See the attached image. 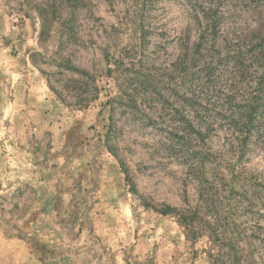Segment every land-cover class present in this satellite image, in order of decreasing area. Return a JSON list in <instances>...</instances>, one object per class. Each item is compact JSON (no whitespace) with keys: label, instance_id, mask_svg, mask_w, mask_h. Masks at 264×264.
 Here are the masks:
<instances>
[{"label":"rangeland","instance_id":"obj_1","mask_svg":"<svg viewBox=\"0 0 264 264\" xmlns=\"http://www.w3.org/2000/svg\"><path fill=\"white\" fill-rule=\"evenodd\" d=\"M43 1L0 0V264H264V135L197 49L211 9L213 51L263 32L264 0L61 3L46 37Z\"/></svg>","mask_w":264,"mask_h":264},{"label":"trees","instance_id":"obj_2","mask_svg":"<svg viewBox=\"0 0 264 264\" xmlns=\"http://www.w3.org/2000/svg\"><path fill=\"white\" fill-rule=\"evenodd\" d=\"M81 2L84 1L44 0L38 4L39 14L43 20L42 35L49 34L52 18L58 5L65 3L70 9H74ZM193 6L197 8V5ZM204 15L208 20L207 22H209L208 28L210 31L206 30L201 35V41L198 43L197 49L202 50L204 47V51L209 55L210 60L204 66L208 73L217 67L224 68L228 66L233 70L235 77L229 85L235 90L228 91L225 94L227 106L224 108V116L228 119L229 125L234 126L239 132L238 139L240 144L243 145L248 138L253 136L254 130L264 135V31L255 33L250 40L243 41L237 46L233 43L227 44L225 53L216 52L207 46V41L209 38L208 33L214 32L217 34L220 14L211 9L209 12H205ZM69 68H73L72 65ZM248 76L254 80L253 87L250 90L247 88L241 89L243 79ZM218 91L220 90L218 89ZM239 93H242V97L237 99ZM127 178H129V174ZM169 210L175 211V209ZM164 212H167V210ZM185 222H187L186 219ZM222 240L219 242H222ZM228 244L230 246L225 254L228 255L230 260H224L223 264H230V261L231 264H242L241 255L239 254L241 252L232 243Z\"/></svg>","mask_w":264,"mask_h":264}]
</instances>
